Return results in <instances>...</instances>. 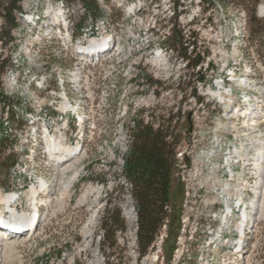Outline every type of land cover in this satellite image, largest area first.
Wrapping results in <instances>:
<instances>
[{
	"label": "rangeland",
	"instance_id": "1",
	"mask_svg": "<svg viewBox=\"0 0 264 264\" xmlns=\"http://www.w3.org/2000/svg\"><path fill=\"white\" fill-rule=\"evenodd\" d=\"M61 1L20 0L13 27L0 14V191L15 192L19 211H31L28 191L43 180L48 187L41 194L36 230L5 264H213L212 253L198 242L184 249L178 244L186 179L199 166L194 155L218 154L200 166L190 188L200 203L205 194L198 192V182L209 186L216 162L223 170L214 177L229 180L223 153L237 149L241 160L232 166V194L248 188L249 199L261 200L264 0H94L97 12L89 2L63 0L60 6ZM256 27L260 31L254 33ZM104 33L116 45L108 57L91 61L78 52L80 44ZM184 52L190 58L201 55L203 62L186 65ZM68 100L72 106L65 111ZM250 115L254 125L248 123ZM147 117L154 128L171 125L178 136L166 210L168 238L158 260L152 249L139 256L132 244L125 208L131 198L137 205L122 183L131 122ZM80 118L85 121L81 129ZM46 126L84 152L79 175L65 195L59 189L62 176L69 178L73 171L62 175L49 157ZM184 150L190 154L181 159ZM117 209L127 229L111 244L103 240L101 220ZM250 215L240 264H264V210L261 214L256 206Z\"/></svg>",
	"mask_w": 264,
	"mask_h": 264
},
{
	"label": "bare ground",
	"instance_id": "2",
	"mask_svg": "<svg viewBox=\"0 0 264 264\" xmlns=\"http://www.w3.org/2000/svg\"><path fill=\"white\" fill-rule=\"evenodd\" d=\"M64 1L63 0L61 1L60 6H65ZM260 11L264 13V5L260 6ZM65 28L68 31V26H66ZM88 32L89 29L86 28L85 32L82 34L80 39L84 40L87 37ZM113 39H112V35L107 33L106 34L104 33L99 37H93L90 40H88L89 44L87 45L80 44L81 46L78 47V52L81 54L86 53V55L92 58L91 61L92 60L102 61V59L108 57L107 55L108 54L110 55V53L116 47ZM86 50L88 51V53ZM107 93L108 92L104 90L101 94L102 97L104 96V94ZM71 106L72 105L68 100L67 102L64 103L63 109H66L65 111H68L71 109ZM126 112L127 109L125 110V113ZM75 113H76V117H80L79 112H75ZM145 120L144 121L146 123L149 122L148 117ZM255 120L256 119L254 115H250L248 118V123L254 125L256 122ZM136 121L137 120L134 119L131 122V126H130L131 131L130 133H127L130 140L133 132L132 129L136 126ZM78 123L79 126L82 127V124L85 123V121L84 119L80 118L78 119ZM157 126L158 125H156V127ZM123 127L124 126L122 125L121 130L123 129ZM45 142L48 148L47 150L48 155L54 162H56L57 166L60 168L61 171L60 173L64 175V172H66L67 170L73 171V174L69 178H66L65 176L61 175L62 181L60 183L59 189H60V193L62 195H65L70 191L75 180L79 175L80 169H78V164L82 160V157L84 156V152L81 153L82 148L79 146L80 144L73 146L68 143L67 138L63 139L60 136H56L52 134L51 131L45 137ZM236 150L223 153L224 154L223 161L225 162L224 166L227 169L226 173L228 177H230V179L229 178L228 179L231 181H232L231 177L234 176V167L232 166L236 164V162H239L241 160V154L238 155L237 152L238 150L237 151ZM236 155L238 157L237 161L234 159ZM217 156L218 154H216L215 151L212 152V151H203V150L200 151V155L194 156L193 163L199 165L198 167L194 168V176H195L194 184L196 183L195 180L197 179V177L201 175L200 174L201 172H199L200 166L202 167L203 165L207 166L208 160L211 161L212 159H215ZM217 164L218 163L216 162L214 165L211 166L212 168L210 172L212 176L209 175L208 177V180L211 182L209 186H206L204 183L198 182L199 184L198 186L200 188V191L198 192H202L203 190L205 194L203 198L200 196L201 197L199 201L200 206H187L188 222H190V225L192 226L191 236L189 237V243L198 242V244L196 245H198V247L200 248H203V251H208L212 253L211 256L214 259L213 264H240L241 261H245L244 259L246 257L245 256L247 249L246 246H248L246 240L250 231L249 218L251 216L250 213L252 211V208L259 206V210L261 214L263 213L264 210V169L262 168L259 170V172H262L261 174L262 179L261 181H259L257 188L261 189V191L259 190L261 193L260 194L261 200L260 202L258 201L257 203V197L252 199H249V197H247L248 188L246 189V191L243 190L237 195L236 194L233 195L232 191L234 189L233 186L234 184L231 181L229 180L226 181L224 179L225 180L224 182L221 180V178L216 179L214 175L220 173V171L223 170V169L220 170L221 167H217L218 166ZM122 183L125 184L124 187H126V191L128 193L127 195L131 197L132 195L131 190L133 188L132 183L127 178H124ZM47 191H48V187L46 181L44 180L39 182L37 185L34 184L32 186L30 191H28V197L30 200L29 204L32 207L31 211L24 208H22L21 211H19L18 206L20 199L19 196H16L15 192H8L4 194L0 191V204H2L0 208H3V210L6 211V215L7 216L9 215L8 218L10 220L16 222L15 225L23 226L24 221L27 222L30 221L31 223L34 224L35 222H37V219L39 217V209H40L39 203L42 200L41 194L46 193ZM87 194L88 191L84 194V196L86 197ZM130 201L132 205L131 206L128 205L125 208L127 218L130 222L128 232L131 235L133 246L137 248L138 247L137 226H139L138 214L132 198L130 199ZM197 202H198L197 195L194 194V203ZM201 210H204L203 219H202ZM6 215L0 217V219H2V222L7 219ZM0 225H1L0 228L5 227V224L1 223ZM161 227H167V220H163L159 228V231L157 232L150 246V250L151 249L154 250L153 258L155 260H158L159 252H161L163 248V245H159ZM121 231L122 230L119 229L116 232L121 234ZM21 234L22 232L19 233L16 231L9 233H2V231L0 230V264H5V261L10 257V255L16 252L17 246L25 242V240L29 236H31L30 233H28L26 234L27 236L24 237L22 236L23 238H21L18 236Z\"/></svg>",
	"mask_w": 264,
	"mask_h": 264
},
{
	"label": "trees",
	"instance_id": "3",
	"mask_svg": "<svg viewBox=\"0 0 264 264\" xmlns=\"http://www.w3.org/2000/svg\"><path fill=\"white\" fill-rule=\"evenodd\" d=\"M19 1L0 0V14L11 27L17 24L14 12L21 9ZM82 1L89 2L90 8L98 11L94 0ZM254 19L255 23L259 24L260 21L256 17ZM256 28L254 33L260 31ZM182 55L183 59L187 60L186 65L192 68L199 66L204 59L199 54L193 58H190L187 52ZM8 109L10 110V106ZM170 128L171 125L165 124H158L154 128L152 123H146L143 119L137 120L131 136L130 149L125 156L124 175L133 185L131 192L137 205L139 256L150 249L167 214L165 206L170 202L171 172L175 145L178 142V136L174 135ZM101 227L103 240L110 243L117 230L126 229L120 210L108 212L103 216Z\"/></svg>",
	"mask_w": 264,
	"mask_h": 264
},
{
	"label": "built area",
	"instance_id": "4",
	"mask_svg": "<svg viewBox=\"0 0 264 264\" xmlns=\"http://www.w3.org/2000/svg\"><path fill=\"white\" fill-rule=\"evenodd\" d=\"M149 122H152V121H150L149 119ZM186 153H187V150H184L183 152L179 153L178 157L181 159H184V155ZM187 154H190V153H187ZM196 155H200V152ZM192 161H194V158H192ZM194 178L195 176H194V171H193L191 175H189V178L186 179L188 181L187 187H186L187 188L186 199L183 204V211H182L183 213L180 219V222H181L180 236L178 238V242H179L178 244L181 245L183 249L186 248L187 245H189V237L191 236V228H192V226L190 225V222H188L187 206H200V203H194V189H190L192 188V185H194ZM167 208H168V204L165 206L166 210ZM201 213H202V219H203L204 210H201ZM163 220H167V227H161L159 245L164 246V243L166 239L168 238L169 217H167L166 215ZM138 227L139 226H137V233H138ZM137 237H138V234H137ZM137 249L139 248L137 247Z\"/></svg>",
	"mask_w": 264,
	"mask_h": 264
}]
</instances>
